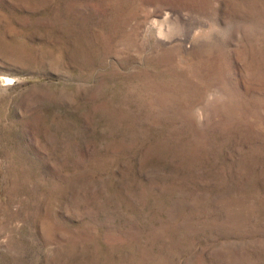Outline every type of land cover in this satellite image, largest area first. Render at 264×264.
<instances>
[{
  "label": "rangeland",
  "instance_id": "rangeland-1",
  "mask_svg": "<svg viewBox=\"0 0 264 264\" xmlns=\"http://www.w3.org/2000/svg\"><path fill=\"white\" fill-rule=\"evenodd\" d=\"M0 264H264V0H0Z\"/></svg>",
  "mask_w": 264,
  "mask_h": 264
}]
</instances>
